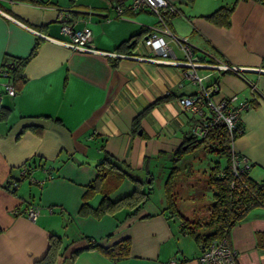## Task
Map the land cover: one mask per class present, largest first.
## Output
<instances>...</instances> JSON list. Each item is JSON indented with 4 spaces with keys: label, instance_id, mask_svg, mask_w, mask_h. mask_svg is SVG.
<instances>
[{
    "label": "crops",
    "instance_id": "crops-1",
    "mask_svg": "<svg viewBox=\"0 0 264 264\" xmlns=\"http://www.w3.org/2000/svg\"><path fill=\"white\" fill-rule=\"evenodd\" d=\"M167 1L176 11L166 21L169 30L193 46L200 62L242 69L200 68L198 73L206 76V86L218 84L215 101L238 95L249 103L240 115L244 130L233 141L232 152L250 163L251 179L264 181V0ZM130 2L0 0V264H200L202 250L181 231L176 217L163 212L164 190L157 204L150 194L129 216L126 211L98 218L79 213L85 187L105 154L142 180L148 172L155 180L161 171L162 181L171 165L169 154L185 135H193L194 116L178 99L193 95L197 87L182 77V67L148 60L157 57L144 45L145 36L136 45L129 41L162 28L151 11L126 9ZM116 4L124 8L120 16ZM231 6L229 26L205 18ZM67 10L74 29L91 31L90 45L96 52L71 50L49 39L68 40L58 20ZM168 43L176 60H182L178 44L171 39ZM29 55L25 80L10 96L5 85L11 82L2 68ZM167 96L133 132V119ZM199 150L204 157L208 154ZM30 159H40L43 166L16 182ZM133 188L125 179L108 197L118 200ZM184 191L179 195L180 213L194 219L206 215L211 193L204 200L193 187L186 185ZM100 199L95 196L91 205ZM29 203L39 209L35 221L24 215ZM52 235L60 244L56 254L47 256ZM126 238L130 250L124 259L115 261L89 249L93 243L109 247ZM227 242L236 264H264V206L236 224Z\"/></svg>",
    "mask_w": 264,
    "mask_h": 264
},
{
    "label": "trees",
    "instance_id": "trees-1",
    "mask_svg": "<svg viewBox=\"0 0 264 264\" xmlns=\"http://www.w3.org/2000/svg\"><path fill=\"white\" fill-rule=\"evenodd\" d=\"M186 1L191 4L195 0ZM232 10V6L221 7L205 18L217 26H229ZM175 12V10H168L164 14L165 21ZM148 34L147 32L146 34L134 35L129 41L133 40V44L136 45L141 40V37H146ZM28 58H30V55L26 58L15 59L12 64L4 65L2 68L1 72L9 78L13 89L15 86L20 87L25 80L23 68ZM207 87L209 88V86ZM14 91L17 94L18 91L16 89ZM168 98L170 96L159 99L141 111L132 121L133 132L139 128V122L153 106ZM238 124L242 132L237 134L229 133L226 126L220 121L212 124L208 129L207 135L203 138L185 135L183 143L169 154L171 166L163 182L165 200L163 212L166 213L167 218L176 217L180 221L181 231L190 236L202 251L213 240L227 239L231 229L244 220L251 210L258 206H264V181L256 182L249 177L250 163L248 168L238 171L236 175L232 171V143L244 130L240 120ZM34 128L33 126L31 127L33 130ZM199 149L217 158L223 157L225 164L221 167L220 162L216 159L209 170L208 176L203 179L202 185L195 189L192 183L185 180L188 175L193 177L194 174L190 161H185L191 153ZM191 158L195 157L192 156ZM183 162L185 164L188 163L187 167H192L187 172V175L182 172V169L185 168L184 165H181L184 164ZM42 166L43 163L40 159L26 161L21 166L22 170L26 169V175L22 176L20 173V177L16 182L26 179L34 169L41 168ZM95 170V177L86 185L81 197L82 203L79 209L81 215L91 214L98 218L106 214L113 215L120 211H126L129 216L138 212L149 200L151 185L153 183L151 173H147L145 180L139 179L127 165L109 154H105L102 160L96 164ZM125 179L133 182V190L118 200H111L108 197L109 194ZM147 179L150 180L149 183ZM186 185L189 188L193 187L196 192L199 190V198L204 197L207 192L211 193V201L208 205H205L208 213L203 217L197 219L188 218L180 213L178 205L180 200L179 195L183 194ZM197 185L199 186L200 184ZM180 186H184L182 193L179 191ZM97 195H100L101 199L96 206H93L91 205V201ZM59 244L60 238L52 235L47 256L56 254ZM89 249H97L105 256L116 261L129 256L130 240L126 238L109 247H101L93 243L89 245ZM77 254L78 252L74 253L72 260H74ZM48 263L45 262L43 264Z\"/></svg>",
    "mask_w": 264,
    "mask_h": 264
},
{
    "label": "built area",
    "instance_id": "built-area-1",
    "mask_svg": "<svg viewBox=\"0 0 264 264\" xmlns=\"http://www.w3.org/2000/svg\"><path fill=\"white\" fill-rule=\"evenodd\" d=\"M126 9L136 12L140 10H149L154 13L162 28L157 32H150L144 38V45L148 46L156 59H148L155 63L169 64L173 66L182 67V77L190 81L197 87L196 92L191 96H183L178 99V103L184 109L189 111L195 118V124L193 127V135L197 138H203L207 135L209 127L217 122L222 121L226 126L229 133H241L239 126V119L242 112L247 110L250 105L246 100L241 99L238 95H231L228 98H222L218 101L214 100V97L218 93V84H212L209 88L205 85L204 80L206 76L200 75L198 69L205 68L211 71H233L240 73L242 69L234 66H230L226 63H202L199 61L197 54L192 45H190L186 39H180L171 33L164 14L168 11H174V6L167 0H131L126 6ZM115 10L118 16L124 11L121 5H115ZM60 22L61 32L68 37L67 41H58L51 39L71 50L96 52V50L90 45L91 31L84 27L80 30H76L73 27V23L66 12H61L58 15ZM175 41L182 49L184 57L178 61L174 57V54L169 47L168 40ZM172 58V59H169ZM6 93L10 96H15L16 93L13 87L8 84L5 85ZM232 171L236 175L238 171L248 168L249 163L243 157L236 154H232ZM21 175H26V169L21 171ZM49 212H52V208H48ZM24 215L32 221H35L39 215V209L29 203L28 207L24 211ZM236 253L231 249L226 238L216 239L208 243L205 249L199 256L200 264H236Z\"/></svg>",
    "mask_w": 264,
    "mask_h": 264
},
{
    "label": "rangeland",
    "instance_id": "rangeland-1",
    "mask_svg": "<svg viewBox=\"0 0 264 264\" xmlns=\"http://www.w3.org/2000/svg\"><path fill=\"white\" fill-rule=\"evenodd\" d=\"M196 155H197L198 160H196L197 159ZM192 156H194L195 158H191ZM216 159L219 160L221 167H223L225 164V160L223 157L217 158L212 154H206L204 157L203 153L200 150H196L195 152L191 153L185 162L190 161V163H192V166H194V169H193L194 174H193V177H191V175H188L185 180H187L189 183H192V185L195 186V189L199 188L202 185L203 179H205L206 176H208L209 170L212 167V165L214 164V161ZM185 162H183L184 164H181V165H184V167H185L182 169V172H184L185 175H187V172H189L192 167L191 168L187 167L188 163L185 164ZM163 174L164 173H161V171H160V173L157 174L156 179L153 180V183L151 185V200L155 204H157L163 198V182H164V179L161 181V177L163 176ZM197 184H200V185L198 186ZM183 187L184 186H182V187L180 186V188H179L180 193H182ZM183 194H184V191H183ZM207 195L208 194H206L203 197L204 200H206L207 197H209ZM185 203H186V200H185ZM188 203L190 204V202H188ZM172 222L174 223V225H177V219H173ZM187 241L189 242L191 240H187Z\"/></svg>",
    "mask_w": 264,
    "mask_h": 264
},
{
    "label": "water",
    "instance_id": "water-1",
    "mask_svg": "<svg viewBox=\"0 0 264 264\" xmlns=\"http://www.w3.org/2000/svg\"><path fill=\"white\" fill-rule=\"evenodd\" d=\"M139 134L141 133V131L138 132ZM149 181V180H148Z\"/></svg>",
    "mask_w": 264,
    "mask_h": 264
}]
</instances>
